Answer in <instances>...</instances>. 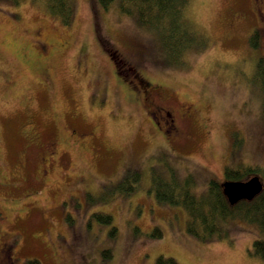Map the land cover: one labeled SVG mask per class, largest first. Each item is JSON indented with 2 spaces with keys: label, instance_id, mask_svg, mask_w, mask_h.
<instances>
[{
  "label": "rangeland",
  "instance_id": "obj_1",
  "mask_svg": "<svg viewBox=\"0 0 264 264\" xmlns=\"http://www.w3.org/2000/svg\"><path fill=\"white\" fill-rule=\"evenodd\" d=\"M244 8V0H190L186 19L205 43L169 64L159 59L154 33L114 2L102 8L74 0L65 25L43 0H0V230L13 245L11 259L0 252V264H156L158 255L177 264H264L252 253L256 223L236 216L210 231L192 220L197 235L182 207L156 201L148 169L152 162L162 177L168 167L194 176L196 194L205 197L209 179L224 180L225 165L254 167L242 179L257 175L264 183V113L254 78L264 46L263 38L249 44ZM92 23L161 85L187 139L160 144ZM53 39L65 47L53 49ZM183 104L191 107L187 117ZM129 168L141 176L123 193L116 184ZM95 212L110 214V223ZM105 249L111 256L103 257Z\"/></svg>",
  "mask_w": 264,
  "mask_h": 264
},
{
  "label": "trees",
  "instance_id": "obj_2",
  "mask_svg": "<svg viewBox=\"0 0 264 264\" xmlns=\"http://www.w3.org/2000/svg\"><path fill=\"white\" fill-rule=\"evenodd\" d=\"M46 9L52 15L59 18L61 23L67 25L71 23L74 15V0H43ZM97 4L106 8L110 3L117 4L119 11L134 17L136 23H139L145 29L154 33L159 48V59L167 61L169 64H181L184 60V52L194 44L202 46L205 43V37L202 33L193 29L186 19V9L190 0H96ZM96 33L98 31L96 29ZM97 34H93L96 35ZM98 34L97 38H101ZM257 33H252L249 37L251 46L257 43ZM96 41V40H95ZM103 40L101 39L100 42ZM194 47V46H193ZM161 60V61H162ZM116 75L119 76V74ZM254 78L260 88L262 101L261 108L264 113V55L258 53L254 64ZM254 167L224 166L223 176L230 180H243L242 176L254 171ZM118 181L117 189L123 193H129L136 188L140 179L138 170L126 169ZM175 168L168 167L167 176L162 177L160 172L154 169L151 173L152 187L156 201L182 207L187 213V230H192L195 234L198 232L190 228L192 220H200L203 226L210 231L215 230L219 219L233 218L240 216L248 222L258 225L260 235L252 241V253L261 258L264 262V183L261 190L251 199H240L234 204H229L225 195H223L221 186L216 181L209 179L206 183V194L197 195L195 190V177L187 175H178ZM251 176V175H250ZM249 176V177H250ZM132 183V184H131ZM94 216L98 221L110 223L111 216L105 212H95ZM206 227H204L206 229ZM114 226L111 225L110 233L114 232ZM152 235H160L157 229L151 232ZM204 238V235L201 236ZM103 257L111 256L109 249L103 250ZM28 264H40L38 259L32 258L26 261ZM156 264H177L174 258L158 255L155 259Z\"/></svg>",
  "mask_w": 264,
  "mask_h": 264
},
{
  "label": "flooded vegetation",
  "instance_id": "obj_3",
  "mask_svg": "<svg viewBox=\"0 0 264 264\" xmlns=\"http://www.w3.org/2000/svg\"><path fill=\"white\" fill-rule=\"evenodd\" d=\"M244 5L245 8L243 10V15L249 19L250 24L249 35L256 32L258 40H260V38H263L262 41L264 46V0H244ZM92 22H94V20ZM92 29L96 31V26L94 23H92ZM97 36L94 35V39L96 40V43L99 46L100 50L111 62L113 66V73L116 76L117 80L122 85H124L125 91L132 100L141 103L142 106H144V112L148 115L151 128L159 138L160 144L166 146L170 144V142L176 143L180 142L183 139H187L185 137L186 132H184L179 127L176 121L174 113L175 108L167 102L169 97L166 96L165 93H163V91L161 90V85L154 80L146 78L144 73L139 70L136 65L131 64V62L126 59V56L124 57L121 55L122 53L120 54L119 52H117V50L114 49L102 36L99 39H102L103 41L100 42ZM51 42L53 43V49H62L66 45L65 42H60L57 39H53ZM260 54L264 55V51H262V53ZM116 72L119 74V76L116 75ZM180 110L181 114L185 117L191 114V107L188 105L183 104ZM51 114L52 116L50 117V119L54 124L56 130L58 131V115L54 111H52ZM69 133H71L72 136L73 130L71 129ZM52 142L53 139L50 138L48 140V143ZM146 159H151V156L148 155ZM154 166V163L151 162L148 165V169H151ZM12 247V242L10 241L6 232L0 230V252L2 253L3 257H7L9 259L12 258Z\"/></svg>",
  "mask_w": 264,
  "mask_h": 264
},
{
  "label": "water",
  "instance_id": "obj_4",
  "mask_svg": "<svg viewBox=\"0 0 264 264\" xmlns=\"http://www.w3.org/2000/svg\"><path fill=\"white\" fill-rule=\"evenodd\" d=\"M262 185L260 178L252 175L246 180L226 179L221 183V190L228 203L234 204L240 199H251L261 190Z\"/></svg>",
  "mask_w": 264,
  "mask_h": 264
},
{
  "label": "bare ground",
  "instance_id": "obj_5",
  "mask_svg": "<svg viewBox=\"0 0 264 264\" xmlns=\"http://www.w3.org/2000/svg\"><path fill=\"white\" fill-rule=\"evenodd\" d=\"M154 169H155V167L151 168V169H150V171H151L150 173H152V171H153Z\"/></svg>",
  "mask_w": 264,
  "mask_h": 264
}]
</instances>
